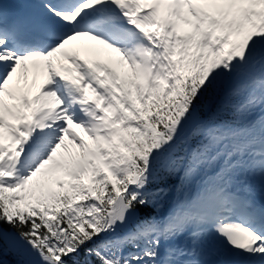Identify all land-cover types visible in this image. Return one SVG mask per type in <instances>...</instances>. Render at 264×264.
I'll list each match as a JSON object with an SVG mask.
<instances>
[{
	"label": "snow or ice",
	"instance_id": "1",
	"mask_svg": "<svg viewBox=\"0 0 264 264\" xmlns=\"http://www.w3.org/2000/svg\"><path fill=\"white\" fill-rule=\"evenodd\" d=\"M6 253L264 264V0H0Z\"/></svg>",
	"mask_w": 264,
	"mask_h": 264
},
{
	"label": "trees",
	"instance_id": "2",
	"mask_svg": "<svg viewBox=\"0 0 264 264\" xmlns=\"http://www.w3.org/2000/svg\"><path fill=\"white\" fill-rule=\"evenodd\" d=\"M0 260L4 261V264H10V262L12 263V261L9 262V258L7 254L0 256Z\"/></svg>",
	"mask_w": 264,
	"mask_h": 264
}]
</instances>
